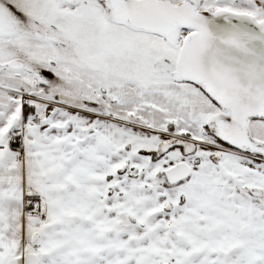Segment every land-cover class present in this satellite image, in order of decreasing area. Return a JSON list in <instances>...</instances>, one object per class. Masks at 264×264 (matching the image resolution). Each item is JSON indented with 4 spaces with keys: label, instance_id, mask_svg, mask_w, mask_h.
I'll return each instance as SVG.
<instances>
[{
    "label": "snow or ice",
    "instance_id": "snow-or-ice-1",
    "mask_svg": "<svg viewBox=\"0 0 264 264\" xmlns=\"http://www.w3.org/2000/svg\"><path fill=\"white\" fill-rule=\"evenodd\" d=\"M0 264H264V0H0Z\"/></svg>",
    "mask_w": 264,
    "mask_h": 264
}]
</instances>
